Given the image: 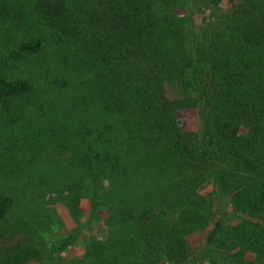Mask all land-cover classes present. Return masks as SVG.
Segmentation results:
<instances>
[{"label": "trees", "instance_id": "16d2710c", "mask_svg": "<svg viewBox=\"0 0 264 264\" xmlns=\"http://www.w3.org/2000/svg\"><path fill=\"white\" fill-rule=\"evenodd\" d=\"M194 3L185 0L184 7ZM155 4L0 0V129L32 133L28 164H54L49 181L71 175L55 155L76 141V163L88 170L84 174L91 185L85 186L90 220L99 174L122 190L117 208L125 205L126 196L139 194L125 196V183L143 169L158 178L163 199L173 191L175 198L157 214L151 216L149 206L142 207L132 225L121 229L118 238L126 240V251L119 257L127 255L125 263L185 260L189 234L213 221L194 176L206 164L204 173L213 181L219 209L206 238L217 255L210 264H264V0L233 3L225 19L202 39L194 21L188 39L180 27L185 17L171 12L166 18L156 13ZM63 51L65 56H59ZM204 60L208 90L198 82ZM184 70L191 78L183 76ZM173 82L183 92L171 98L166 89ZM192 108L206 135L204 144L198 141L196 146L195 135L180 121L182 111ZM8 139L0 140L6 152L0 154V221L15 199L10 170L2 171V165H15L19 156ZM66 163L72 166L69 159ZM74 185L84 187L83 182ZM230 202L237 214L262 209L250 234L241 225L222 222ZM73 239L68 234L56 246L57 254L70 248ZM0 264H10L9 259Z\"/></svg>", "mask_w": 264, "mask_h": 264}, {"label": "rangeland", "instance_id": "374dc122", "mask_svg": "<svg viewBox=\"0 0 264 264\" xmlns=\"http://www.w3.org/2000/svg\"><path fill=\"white\" fill-rule=\"evenodd\" d=\"M167 1L166 3L165 0H155L156 13H162L166 18L171 12L177 16H184L185 22H181L180 27L183 28L188 39L192 32L191 22L194 21L193 26L202 39L214 31L215 26L230 12L232 4L238 2V0H195L194 5L187 10L184 7L185 0ZM48 49L53 51L51 48ZM59 53V56H65L64 51ZM203 63L198 82L203 90H208L210 82L208 65L206 60ZM183 76L191 78L192 74L187 70ZM180 92H183L182 86L176 82L171 83L166 89L167 95L171 98ZM181 114L180 121L184 122L185 130L191 132L192 137L195 135L196 142L193 144L196 146L198 141L204 144L205 137H202L206 135L200 132L202 125L197 110L187 109ZM31 134L27 129L13 130V134L0 129V140L9 137L8 140L15 143V150L19 152V156L15 157L17 158L15 165L14 161L9 168L4 167L7 165H2V171L10 170L8 171L9 186L15 199L0 221V231L4 232L3 237H0V263L9 259L10 264H133L124 262L125 258L127 260V255L124 259L119 257L126 251L122 247L126 240L118 238V234L127 225H132L131 221L137 219L141 209L149 206V214L151 216L157 214L160 206L175 198L173 191L169 190L163 199L158 191L161 190L162 184L157 177L155 179L150 176V170L143 169L131 174L128 183H125L128 189L124 191L125 196L128 192H139V194L126 196L125 205L117 208L116 201L122 190L116 189L111 185L112 181L99 174L97 183L100 190L93 196L95 205L93 218L90 220L91 200L85 186L91 185L88 176L85 175L88 170L83 169L82 164L76 163L74 152L77 149L73 147L76 141L67 143V149L64 148L61 155H55L63 167L67 165L71 175L65 180L63 178L61 181L57 180L58 182L55 181V177H52L53 181H49V176L53 174L50 169L55 167L54 164H48L43 168L40 165L32 167L28 164L27 147ZM42 142L47 141L42 140ZM5 153L0 146V154ZM197 155L200 158L206 157L201 153ZM67 159L72 166H68ZM200 162L203 164L202 160ZM205 166H201L199 173L194 175L197 178L196 190L205 197L206 202L203 207L205 206V211L212 212L215 221L219 217V209L214 199L213 181L204 173ZM81 182L84 183V187L76 189L74 184ZM117 183L120 184L119 181ZM232 204L228 203L222 222L225 225H241L244 232L250 234L255 222L258 221L255 214L261 215L262 209L255 214H237ZM123 220H126L127 224L123 223ZM213 221L206 228L194 229L189 234L190 251L185 260L176 264H210L212 260L216 261L217 255L214 249L206 244L207 233L212 229ZM70 233L74 235L72 246L61 255L57 254L56 246ZM128 240L129 235H127ZM113 242L121 246L117 249ZM104 245L108 249H105L104 253H99L98 249ZM249 256L247 254V257ZM166 263L175 264L172 260Z\"/></svg>", "mask_w": 264, "mask_h": 264}]
</instances>
